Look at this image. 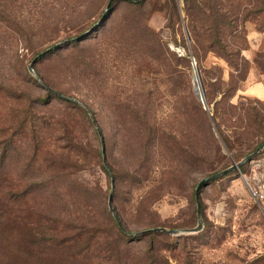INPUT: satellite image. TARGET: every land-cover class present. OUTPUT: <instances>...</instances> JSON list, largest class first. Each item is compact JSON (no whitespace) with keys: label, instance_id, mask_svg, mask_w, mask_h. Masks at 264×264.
Returning <instances> with one entry per match:
<instances>
[{"label":"rangeland","instance_id":"obj_1","mask_svg":"<svg viewBox=\"0 0 264 264\" xmlns=\"http://www.w3.org/2000/svg\"><path fill=\"white\" fill-rule=\"evenodd\" d=\"M107 3L17 0L9 21L23 41L0 32L14 94L0 110L27 121L4 170L16 218L0 231V264H147L150 240L129 241L113 217L132 235L195 227L197 184L264 141V0H205L236 25L229 60L194 45L182 1L178 18L168 0H113L80 40ZM199 197L202 230L152 239L155 264H264V148Z\"/></svg>","mask_w":264,"mask_h":264},{"label":"trees","instance_id":"obj_2","mask_svg":"<svg viewBox=\"0 0 264 264\" xmlns=\"http://www.w3.org/2000/svg\"><path fill=\"white\" fill-rule=\"evenodd\" d=\"M126 1L127 3H130L135 6L142 5L144 0H140L138 2L131 1V0H122ZM171 7L175 11L177 17L179 18V6L178 2L182 1L183 3V8L182 11L185 14V17L188 18L187 20V27H188V32L190 33V37L192 38V42L196 47L198 45H201L202 47H205V49L208 52H212L214 55L217 57H221L223 59H228L231 58L234 54L237 53L236 49H233L231 45L226 41L225 39V34L227 33L228 35L236 32V25L231 23L229 20H227V14H218L217 11L214 9H210L206 3L205 0H195L198 3L194 6V0H168ZM219 1V0H217ZM15 2L17 0H0V32H4V28H12V29H5V33L8 31H11L13 35L10 36V43L13 46L18 47V45L23 41L22 36L19 34L18 27L19 24L14 23L13 25L11 24L12 22L9 21L10 17H14L17 14H20V9L19 7L17 8L15 5ZM217 4V3H216ZM22 4H20L21 7ZM111 10V4L107 10V12L104 15L103 20L99 24H94L93 25V30L84 38L80 40H85L89 38L96 30H99L101 26L105 23L108 14L110 13ZM194 11H198L200 17L195 18L194 16ZM227 15V16H226ZM218 17L220 19H218ZM10 24V25H7ZM78 39L72 38L70 40H65L62 42V46H65L66 44L71 45L77 42ZM175 60L182 59L183 57H177L176 55L174 56ZM34 69V67H33ZM29 71V70H28ZM35 71V70H34ZM28 76L30 74L27 73ZM38 80L41 82V77L37 74ZM37 79V78H36ZM35 81V80H34ZM4 78H2V74H0V96H5L8 98H13L14 94L12 93V90ZM43 84V83H42ZM48 92H53L55 93L51 88L45 86ZM58 96L59 94L56 93ZM13 95V96H12ZM61 96V95H60ZM17 98V97H16ZM66 101L70 103H77V101H74L73 99L70 98H65ZM82 107V106H81ZM83 109V107H82ZM12 110V109H11ZM0 110V231L5 229V228H10L11 223L15 215L14 211V202L11 199V195L13 193V186L11 185V181L9 180L8 173L5 170V166L9 169V166L6 165L8 161V149L10 147V144L13 142V136L16 132V134L23 132V128L26 126L27 121L24 118H17L16 115L13 114V110ZM84 111V110H83ZM212 119L216 121L215 117L212 115ZM21 130L20 132H17L16 130ZM24 133V132H23ZM222 140L225 143V145L229 148L227 139L222 136ZM34 151L36 152L35 146L33 147ZM101 154L103 155L104 149L102 146V151H100ZM99 155V152H98ZM105 158L103 156L102 160V165L101 168L102 170L106 173L109 174V170L105 167L104 165ZM242 167V166H241ZM240 167V170H241ZM231 172L237 173L236 170L227 172L225 175L230 174ZM219 179V178H217ZM216 180V179H214ZM205 186H201L203 188ZM200 188V190H201ZM200 190H199V195H200ZM194 198H195V192H194ZM111 199V198H110ZM196 202V200H195ZM199 203H200V197H199ZM110 207V204H109ZM111 209V208H110ZM114 222L113 224L117 227V229L125 236H128L130 238L129 241H134V240H143V239H149L150 241L148 243L147 247V254L150 258L147 264H155L153 261V255H151L150 250L153 245V240L152 239H157V238H169L170 236L166 233L163 232H154L152 229L145 230L143 232L135 233V234H128L126 230H124L120 224L119 221L116 217H113ZM128 241V242H129ZM146 259L148 260V257L146 255Z\"/></svg>","mask_w":264,"mask_h":264},{"label":"water","instance_id":"obj_3","mask_svg":"<svg viewBox=\"0 0 264 264\" xmlns=\"http://www.w3.org/2000/svg\"><path fill=\"white\" fill-rule=\"evenodd\" d=\"M112 1L113 0H108V3H107L106 8H105V12L108 10V8H109V6H110ZM133 1L138 2L140 0H133ZM103 18H104V14L102 15L100 21L103 20ZM93 28L94 27H91L84 35H87L88 33H90L93 30ZM54 47L55 46H53L51 48H54ZM51 48H49L47 50H50ZM41 54H43V53H40V55ZM28 70H29L30 73H33L37 79H39L38 76L36 75L34 69H33V62L28 66ZM198 96H199V99L201 100V102L203 103V105L205 106L202 90H201V94L199 93ZM74 101H76V100H74ZM263 148H264V141L255 149V151L253 153L245 156L241 161L233 163L228 168L223 169V170H221V171H219L217 173H214V174L210 175L209 177H206V178L202 179L197 184V186L195 188V200H196V208H197V210H196L197 225L195 227L186 228V229H180V230H178V229H166L164 227H155V228L152 229V231H154V232H163V233H166L168 235L179 236V235H182V234H194V233H197L200 230H202L203 222H202V217H201V214H200V203H199V190H200L201 186H206L209 183V181L217 179V178H220L223 175H225L227 172H230V171H233V170H236L237 172H239L240 171V167L242 166V164L245 163L246 161H249L256 153H258ZM104 165H105V162H104ZM244 181L250 187L248 181L245 178H244ZM110 208L112 209L111 206H110Z\"/></svg>","mask_w":264,"mask_h":264},{"label":"bare ground","instance_id":"obj_4","mask_svg":"<svg viewBox=\"0 0 264 264\" xmlns=\"http://www.w3.org/2000/svg\"><path fill=\"white\" fill-rule=\"evenodd\" d=\"M194 81H195V89H196V92L199 94H201V88H200V83H199V79L196 75V73L194 74Z\"/></svg>","mask_w":264,"mask_h":264}]
</instances>
